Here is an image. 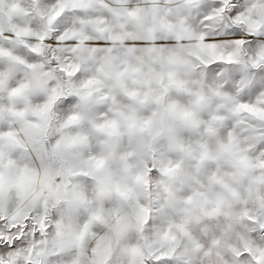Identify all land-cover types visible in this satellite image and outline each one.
I'll return each instance as SVG.
<instances>
[{
	"label": "snow or ice",
	"instance_id": "6c2138e0",
	"mask_svg": "<svg viewBox=\"0 0 264 264\" xmlns=\"http://www.w3.org/2000/svg\"><path fill=\"white\" fill-rule=\"evenodd\" d=\"M0 264H264V0H0Z\"/></svg>",
	"mask_w": 264,
	"mask_h": 264
}]
</instances>
